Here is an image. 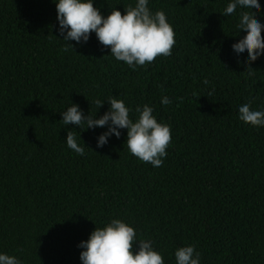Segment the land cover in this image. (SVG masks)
I'll return each instance as SVG.
<instances>
[{"label": "trees", "instance_id": "obj_1", "mask_svg": "<svg viewBox=\"0 0 264 264\" xmlns=\"http://www.w3.org/2000/svg\"><path fill=\"white\" fill-rule=\"evenodd\" d=\"M229 2L150 0L153 12L166 13L176 44L171 56L133 71L95 33L86 44L72 41L74 49L62 41L53 0H0V251L23 264H82L79 244L121 219L153 240L166 264L187 245L202 264H264V128L238 111L249 101L264 108V57L249 75L233 53L246 33L238 14H221ZM129 5L94 6L107 16ZM257 19L264 24V15ZM113 96L134 121L135 108L149 104L171 126L163 166L132 155L126 129L97 148L106 128L62 122L72 103L102 117ZM97 100L105 101L100 109ZM71 129L84 156L67 147Z\"/></svg>", "mask_w": 264, "mask_h": 264}, {"label": "clouds", "instance_id": "obj_2", "mask_svg": "<svg viewBox=\"0 0 264 264\" xmlns=\"http://www.w3.org/2000/svg\"><path fill=\"white\" fill-rule=\"evenodd\" d=\"M53 3L57 8L62 41L73 49L72 41L86 44L95 33L104 48H110L108 56L126 63L133 71L141 66L147 67L159 56L173 54L176 44L174 28L164 11L151 10L150 0H134V5L125 7L124 14L117 7L112 8L107 16L102 14L101 8L94 6L95 0H53ZM221 14L226 17L238 14L237 28L246 36L232 45L233 53L242 65L247 66L249 75H254L252 64L264 57V24L257 19L264 13L259 0H231ZM245 55L248 56L247 61L243 59ZM107 101L110 108L100 118L91 113L85 115L79 104L72 103L62 111V122L65 126L75 125L84 131L106 128L97 137V148L107 145L112 136L119 139L121 130L126 129L128 151L153 167L163 166L172 142L171 126L158 122L154 108L149 104L135 108L138 115L134 121L133 110L126 106L124 100L113 96ZM104 103L97 100L96 106L100 109ZM161 103L168 106L173 100L162 96ZM238 111L239 119L245 124L264 128V108L254 110L249 101ZM66 143L76 154L85 155V147L78 143L72 129L68 131ZM137 243L138 250L135 249ZM78 247L83 249L80 255L82 264H166L154 241L140 239L137 229L121 219H112L105 226L97 227ZM175 261L176 264H202V257L194 245H187L176 249ZM0 264H23V261L16 255L0 251Z\"/></svg>", "mask_w": 264, "mask_h": 264}]
</instances>
